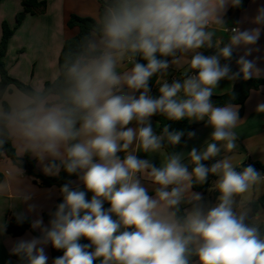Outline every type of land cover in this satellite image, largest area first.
Returning <instances> with one entry per match:
<instances>
[{
	"label": "clouds",
	"instance_id": "obj_1",
	"mask_svg": "<svg viewBox=\"0 0 264 264\" xmlns=\"http://www.w3.org/2000/svg\"><path fill=\"white\" fill-rule=\"evenodd\" d=\"M242 0H105L90 34L76 51L65 55L60 76L50 86L18 90L0 99V149L12 142L19 154L29 152L47 163L44 171L57 175L63 169L77 175L85 190L65 183L62 202L50 213L32 221L41 235L19 240L11 249L26 264H47L45 246L63 250L52 264H264V231L252 221L251 210L237 212L236 198L264 181V173L248 165L242 171L218 156L221 146L232 152L241 121L238 106H215L211 100L223 79L258 77L261 70L247 59L257 45L260 27L241 30L225 26L229 7ZM264 25V6L252 19ZM217 32H230L229 43L213 55L200 49L213 47ZM244 47L232 72L221 58L230 59L234 48ZM140 55L147 63L135 62ZM187 59L182 81H163L159 98L149 95V80ZM127 60L132 66L118 71ZM194 73V74H189ZM127 89L128 91H125ZM140 92L137 98L133 93ZM183 94L180 98L178 94ZM264 113V103L256 108ZM170 120L207 119L211 141L204 151L193 148L191 170L182 154L167 153L161 167L134 153H161L165 143L176 145L183 131L165 126L156 134L150 122L155 114ZM135 121L138 127H126ZM195 135L189 132V138ZM221 145V146H218ZM132 148V151L129 149ZM123 152L121 158L118 153ZM22 174V170L18 169ZM217 176V203L206 210L196 202L186 214L180 205L193 184ZM151 182L154 194L141 183ZM35 190L18 186L15 200L28 202ZM93 195L87 199V193ZM110 207L105 209L104 202ZM35 205H29L34 211ZM17 223L27 217L16 213ZM6 225L0 223V232ZM81 238L89 241L81 244Z\"/></svg>",
	"mask_w": 264,
	"mask_h": 264
},
{
	"label": "crops",
	"instance_id": "obj_2",
	"mask_svg": "<svg viewBox=\"0 0 264 264\" xmlns=\"http://www.w3.org/2000/svg\"><path fill=\"white\" fill-rule=\"evenodd\" d=\"M46 2V10L38 15H27L23 22L17 26V29L11 38L8 46L7 54L4 58L6 67L11 77L17 79L32 88L44 87L46 82L54 81L60 75L59 58L67 39L74 37L78 33V29H70L67 26V22L71 15H77L80 17H90L98 19L101 14V2L105 0H38ZM264 6V0H249L245 8L242 10H232L233 7H229L224 15L225 26L230 30L233 27H239L241 30L252 29L260 27L261 35L260 39L255 46L258 51H253L249 60H254L256 67L261 70L256 79H264V25H256L252 22V19L256 15L258 7ZM22 11L21 0H0V41L2 37V24L7 22L11 27L17 25V15ZM230 32H217L213 38V47H204L200 51L204 55H213L218 52L217 42L219 47L229 43ZM245 48L238 47L233 49V53L230 59L221 58V64L228 63L234 71H239V65L237 60L244 55ZM161 59H167L169 61V68L166 73H157L149 80V95L153 98H159V88L163 81H167L171 84L173 81H182L184 78V69L187 65V59H182L179 63L173 64V57H159ZM135 62L146 64L147 62L140 56L135 57ZM132 65L125 60L118 68V71H126ZM233 72V71H232ZM194 74V73H189ZM236 79L228 80L223 79L219 82L218 87L214 90L213 95H223L235 88ZM125 91H128L125 89ZM18 94V89L15 86H11L10 90L4 95V100L10 99L11 95ZM137 98L140 95L139 91L133 93ZM180 98H184L183 94H178ZM264 103V86L259 89L251 90L248 99L244 105H237L240 123L237 132V139L235 141L237 147L232 152L223 150L221 146V152L218 156L211 158L202 163L215 160L221 155H228V153L244 152L247 160L245 165H253L259 163L264 166V113L257 112V105ZM193 126L191 132L195 135L191 138L188 137L187 141L182 145L180 153L182 154V162L187 166H192L189 158L190 151L195 148L197 151H204L207 143L211 141L212 127L207 124V119L197 121L195 119L190 120ZM153 130L159 127V122L153 115L150 118ZM126 127L136 128L138 125L135 121L131 122ZM16 155L19 159H24L26 154L24 152L19 154V149L14 145ZM133 145L129 151L134 148ZM140 159H148L156 167L162 166V161L167 154L165 150L159 153H145L143 151H136L134 153ZM118 155L123 158L125 153L120 152ZM30 159L35 162L36 170L44 175L51 176L45 173L44 166L47 163L39 161L34 155L30 153ZM22 170V174L18 171ZM0 172L3 174L4 179L0 183V223L6 225V230L0 232V264H18V261L13 257L11 249L21 239L28 240L32 237H38L41 235L39 229H33L27 231L21 236L14 237L8 233L7 225L11 216L16 217V213H24V215L32 221L42 218L45 213H50L56 206L60 197V188L42 187L36 184L33 179L24 174L25 170L18 167L10 158L3 156L0 158ZM8 172V174H7ZM262 173V172H261ZM56 176V175H54ZM217 180V178H216ZM215 180V181H216ZM141 183L148 189L149 195L154 194V185L141 177ZM31 186L35 190L33 198L28 202L15 200V191L18 186ZM71 185L73 188L78 187L80 190H85L82 182L79 181L78 176L72 180ZM214 185V182H213ZM210 188L207 193L197 192L191 189L186 194L185 200L181 203L184 207V211L187 214L194 206L196 202L190 201L192 194H199L201 200L198 202L200 205L207 208L214 206L217 203V199L214 198L215 186ZM92 193H87V199H91ZM264 196V192L254 191L253 198L249 203H256ZM108 202L105 201L104 204ZM29 205H35L34 211H29ZM246 209H250L246 207ZM264 207L259 206L253 222L260 225L264 221V213L261 212ZM251 213V212H250ZM43 226L44 220H43ZM85 240V238H81ZM53 248L51 244L45 246V252L48 256L47 264L53 262ZM99 264V261H97Z\"/></svg>",
	"mask_w": 264,
	"mask_h": 264
},
{
	"label": "trees",
	"instance_id": "obj_3",
	"mask_svg": "<svg viewBox=\"0 0 264 264\" xmlns=\"http://www.w3.org/2000/svg\"><path fill=\"white\" fill-rule=\"evenodd\" d=\"M249 0H242V4L239 7H235L232 10H242L245 8L246 4ZM22 5V11L17 15V25L16 27H11L7 22H4L2 24V37L0 41V99L4 98V95L7 91L10 90V87L13 85L18 90H28L32 89L31 86L14 79L10 76L8 69L6 67V63L4 61V58L8 51V46L11 38L13 37L17 26H19L24 18L27 15H38L43 13L46 10V2L45 1H38V0H21ZM105 2H101V13L104 9ZM96 19L90 18V17H80L77 15H71L67 26L70 29H78V33L65 41L60 58H59V68L61 72V66L63 65L65 55L70 51H76L77 46L80 44L81 39L84 35L90 34L95 26ZM228 64V63H226ZM229 65V64H228ZM230 66V65H229ZM231 70L235 73L238 71H234L232 68ZM60 76V75H59ZM58 76V77H59ZM53 81L46 82L45 86H50ZM261 86H264V79H256L251 78L248 80H244L243 76H241L236 79V85L235 88L223 95H212L211 100L214 103L215 106H224L226 104H233V105H244L246 100L248 99L251 90L259 89ZM156 120L159 122V127L156 130V134H161L163 128L165 126L169 127V131H183L184 135L182 136L180 142L176 145H169L165 143V151L167 153H180V149L182 145L187 141L188 139V133L192 131L193 126L190 123L189 119H181V120H170L167 119L162 114H155L154 115ZM7 156L10 158L18 167L25 170L24 174L26 176H29L33 179V181L42 186V187H53L56 186L58 188H61L62 185L65 183H71L73 179L77 177V175H69L67 174L63 169L57 174L56 176L51 175H44L42 173H39L36 170L35 162L30 159V153H27L24 159H19L16 155V150L13 146L12 142L6 143L2 149H0V158L3 156ZM217 162L216 160L205 162L204 164L207 166H211L213 163ZM252 166H254L258 171L264 173V166L260 165L259 163H254ZM192 166H188L189 170H191ZM217 176L210 175L208 178V182L201 185V184H193L192 189L201 192V193H207L210 188L213 185V182L216 180ZM4 179L3 174L0 172V183H2ZM219 193L215 191L214 198H218ZM62 195L60 193V197L58 199V203L62 202ZM264 202V196L259 200V202L256 203H249L248 207L251 210V217L252 221L255 217V214L259 208L260 205H262ZM56 204V205H57ZM103 207L105 209L110 207V204H104ZM55 210V207L52 211ZM51 211V212H52ZM50 212V213H51ZM50 213H45L43 215V220L45 226L49 225V221L51 219ZM180 215H186L184 211V207L181 204L180 205ZM31 220L27 218L23 223H17L16 217L11 216L8 221L7 230L8 233L11 234L14 237H18L26 233L27 231L32 230L31 226ZM262 231H264V224H260ZM39 237V235H37ZM81 244H88L89 241L87 239L80 240ZM63 255V250H53V260L59 256ZM13 257L18 261V264H26L25 261L21 260L20 257L13 255ZM96 264H98L96 262Z\"/></svg>",
	"mask_w": 264,
	"mask_h": 264
},
{
	"label": "rangeland",
	"instance_id": "obj_4",
	"mask_svg": "<svg viewBox=\"0 0 264 264\" xmlns=\"http://www.w3.org/2000/svg\"><path fill=\"white\" fill-rule=\"evenodd\" d=\"M223 158H227L234 165V167H236L235 169L236 171H242V169L246 167L245 161L247 160V157L243 151L240 152V154L233 152V153H228V155H221V157H218L215 160L218 161ZM215 183L216 181H214L213 186H215ZM254 191L261 192L262 194L264 192V181L258 183L257 185H254L247 193L242 194L241 196H238L236 198L237 204L234 206V209L237 212L245 210L246 207H248L250 200H252L253 198ZM261 212L264 213L263 210H261Z\"/></svg>",
	"mask_w": 264,
	"mask_h": 264
},
{
	"label": "built area",
	"instance_id": "obj_5",
	"mask_svg": "<svg viewBox=\"0 0 264 264\" xmlns=\"http://www.w3.org/2000/svg\"><path fill=\"white\" fill-rule=\"evenodd\" d=\"M7 174H8V172H7ZM262 206L264 207V202H263ZM262 224H264V221H263V223H262Z\"/></svg>",
	"mask_w": 264,
	"mask_h": 264
}]
</instances>
